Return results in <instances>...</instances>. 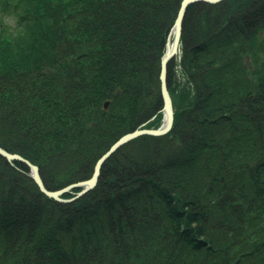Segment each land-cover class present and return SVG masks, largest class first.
I'll return each mask as SVG.
<instances>
[{
    "label": "trees",
    "instance_id": "trees-1",
    "mask_svg": "<svg viewBox=\"0 0 264 264\" xmlns=\"http://www.w3.org/2000/svg\"><path fill=\"white\" fill-rule=\"evenodd\" d=\"M181 1L0 0V147L56 190L159 127ZM167 83L72 200L0 155V264H264V0L189 4Z\"/></svg>",
    "mask_w": 264,
    "mask_h": 264
},
{
    "label": "water",
    "instance_id": "water-1",
    "mask_svg": "<svg viewBox=\"0 0 264 264\" xmlns=\"http://www.w3.org/2000/svg\"><path fill=\"white\" fill-rule=\"evenodd\" d=\"M196 1H205L210 3H215L221 0H182L174 20L171 32L173 33L172 42H170V38H168V42L166 44V50L160 59V88H161V97L163 102V111H164V122L158 128H136L133 131L124 133L121 135L110 147L109 149L104 152L95 162L93 171L91 176L88 179L69 184L61 189L49 191L47 190L42 182V179L39 175V169L37 165L31 163L29 160L23 158L21 155L17 153H10L0 147V155L6 158L7 160H19L25 163L31 169V177L39 187V189L46 195L53 197L57 200H62L59 195L69 188H74L78 186H82L83 189L78 195H82L92 189L98 180L100 167L105 162V160L114 153L121 145L125 144L126 142L132 140L133 138L149 134V135H163L166 134L172 127L174 121V110L172 105V99L168 91V84L166 80V72H167V64L168 62L175 56L179 48V39L181 35V28H182V21L185 13L186 7ZM107 102H105L104 106L107 107Z\"/></svg>",
    "mask_w": 264,
    "mask_h": 264
},
{
    "label": "rangeland",
    "instance_id": "rangeland-1",
    "mask_svg": "<svg viewBox=\"0 0 264 264\" xmlns=\"http://www.w3.org/2000/svg\"><path fill=\"white\" fill-rule=\"evenodd\" d=\"M180 6V5H179ZM179 9V8H178ZM178 12V11H177ZM6 20H8V17H6L5 18ZM180 52V48H179V50L177 51V53H179ZM179 56H180V54H178ZM179 56L177 57V58H179ZM179 68V67H178ZM167 74H168V64H167V72H166V80H167ZM159 76H160V71H159ZM159 80H160V77H159ZM168 84V83H167ZM103 165V164H102ZM101 168H102V166L100 167V171H101ZM40 175V174H39ZM99 175H100V173H99ZM43 185H44V183H43ZM45 187V186H44Z\"/></svg>",
    "mask_w": 264,
    "mask_h": 264
}]
</instances>
